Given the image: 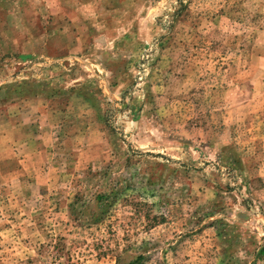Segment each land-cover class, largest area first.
<instances>
[{"label": "rangeland", "instance_id": "1", "mask_svg": "<svg viewBox=\"0 0 264 264\" xmlns=\"http://www.w3.org/2000/svg\"><path fill=\"white\" fill-rule=\"evenodd\" d=\"M0 264H264V0H0Z\"/></svg>", "mask_w": 264, "mask_h": 264}]
</instances>
